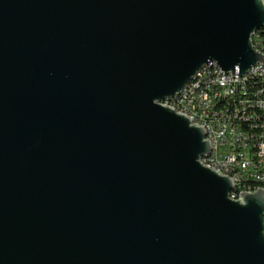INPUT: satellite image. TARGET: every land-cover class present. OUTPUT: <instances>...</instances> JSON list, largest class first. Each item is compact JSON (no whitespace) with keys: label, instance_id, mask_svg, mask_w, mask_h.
<instances>
[{"label":"water","instance_id":"water-1","mask_svg":"<svg viewBox=\"0 0 264 264\" xmlns=\"http://www.w3.org/2000/svg\"><path fill=\"white\" fill-rule=\"evenodd\" d=\"M264 0H0V264H264V190L205 166L163 101L264 55Z\"/></svg>","mask_w":264,"mask_h":264},{"label":"built area","instance_id":"built-area-1","mask_svg":"<svg viewBox=\"0 0 264 264\" xmlns=\"http://www.w3.org/2000/svg\"><path fill=\"white\" fill-rule=\"evenodd\" d=\"M255 34L253 47L264 55L262 35ZM216 62L205 65L194 86L171 102L187 114L192 124L202 126L211 139L210 163L228 168L235 192L249 185H264V64L258 79L220 73Z\"/></svg>","mask_w":264,"mask_h":264},{"label":"bare ground","instance_id":"bare-ground-1","mask_svg":"<svg viewBox=\"0 0 264 264\" xmlns=\"http://www.w3.org/2000/svg\"><path fill=\"white\" fill-rule=\"evenodd\" d=\"M264 29V28H263ZM260 31V30H259ZM258 31V32H259ZM257 32V33H258ZM256 33V34H257ZM260 64H257L255 65L254 67L251 68V70L249 72H247L246 74L242 75V78H251V79H257L258 78V72H256L259 68ZM205 66H203L200 70H198V72L191 78V80L189 81V83L183 88V90L181 91V93L179 94H176L174 95L173 97L171 98H176V96H181L182 95V92L185 91V90H189L192 88V86H194L195 84V81L198 80L200 74L202 73V71L204 70ZM164 105L165 106H168V107H171L173 108V110H175L177 113H180V109H174V105L173 103L171 102H164ZM183 114L184 116L187 117V114L185 113H181ZM210 141V144H211V149H212V142H211V139L209 138H206ZM210 155H211V152H210ZM202 163L217 171L219 174H221L222 176H225V177H228L230 178L232 181H233V176L231 175V172L228 171V168H221L220 166L218 165H214L213 163H210L207 158H202ZM235 184V183H234ZM258 189H262L264 190V185H249V187H247V189L245 190V192L247 193H254L256 192ZM243 193V192H241ZM241 193L239 192H235V189L230 193V198L232 200H237L239 199V197L241 196Z\"/></svg>","mask_w":264,"mask_h":264},{"label":"trees","instance_id":"trees-1","mask_svg":"<svg viewBox=\"0 0 264 264\" xmlns=\"http://www.w3.org/2000/svg\"><path fill=\"white\" fill-rule=\"evenodd\" d=\"M264 32V29H261L257 34H261V33H263ZM262 38H263V40H264V34L262 35ZM258 79V78H257Z\"/></svg>","mask_w":264,"mask_h":264}]
</instances>
